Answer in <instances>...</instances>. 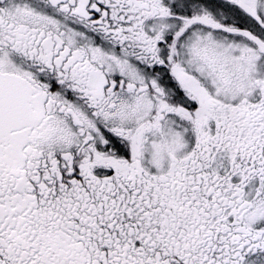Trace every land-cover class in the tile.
Masks as SVG:
<instances>
[{"label": "snow or ice", "instance_id": "obj_1", "mask_svg": "<svg viewBox=\"0 0 264 264\" xmlns=\"http://www.w3.org/2000/svg\"><path fill=\"white\" fill-rule=\"evenodd\" d=\"M0 264H264V0H0Z\"/></svg>", "mask_w": 264, "mask_h": 264}]
</instances>
